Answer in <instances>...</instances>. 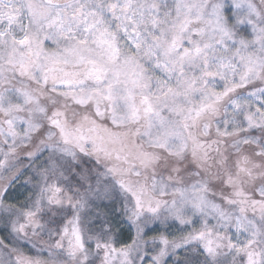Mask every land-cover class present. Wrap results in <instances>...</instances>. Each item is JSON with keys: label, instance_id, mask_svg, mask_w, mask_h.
Listing matches in <instances>:
<instances>
[{"label": "rangeland", "instance_id": "374dc122", "mask_svg": "<svg viewBox=\"0 0 264 264\" xmlns=\"http://www.w3.org/2000/svg\"><path fill=\"white\" fill-rule=\"evenodd\" d=\"M12 9L0 264H264V0H10L0 14ZM88 12L107 34L87 37ZM51 203L50 221L19 225Z\"/></svg>", "mask_w": 264, "mask_h": 264}, {"label": "trees", "instance_id": "16d2710c", "mask_svg": "<svg viewBox=\"0 0 264 264\" xmlns=\"http://www.w3.org/2000/svg\"><path fill=\"white\" fill-rule=\"evenodd\" d=\"M242 90H244V89H240V88H238V87H234L233 89H232V91L233 92H231V93H233L234 94V96L235 95H238V94H240V93H243V92H245V91H242ZM76 134L78 135V136H80L82 139H84V140H87L88 139V137H94L93 135L94 134H89V132H76ZM263 170V169H262ZM264 171V170H263ZM73 178V177H72ZM78 180V179H77ZM79 181V180H78ZM77 184H80V181H79V183L77 182ZM82 187H84V186H82V185H79L78 186V188L79 189H77V191H73V190H70L69 191V193H67L68 194V196L70 197V200H72V201H70V200H68L67 201V204L64 202L66 199H63L62 197L60 198V196L61 195H63V196H65V194H66V192L64 191L63 193H59V197H58V199H56V202L59 200L60 201V205H62V207H61V212H63V211H66L67 213H69L70 212V210H72V208H73V206H71L70 205V202H77V201H79L80 200V198H81V194H83L82 192V190L84 189V188H82ZM54 188H56V187H54ZM48 207L47 208H45V209H43V210H41V212H37V213H35L34 214V217L36 216V218H37V220L36 219H34V220H32V221H30V220H27L26 218H24L23 220H22V223H20L19 225H23V226H26L27 227V229L29 228V229H34L36 226V228H38L39 227V225H40V223H41V221L42 220H46L47 219V221H50L52 218H49V217H53V211H57V205H55V204H53V203H51V204H49V205H47ZM32 218V217H31ZM33 219V218H32ZM62 220V219H61ZM57 221H60V219H58ZM51 224V223H50ZM41 230V229H40ZM34 262V261H33ZM32 262V260L31 261H28V263H33ZM35 263V262H34ZM41 263V262H40ZM42 264V263H41Z\"/></svg>", "mask_w": 264, "mask_h": 264}, {"label": "bare ground", "instance_id": "6f19581e", "mask_svg": "<svg viewBox=\"0 0 264 264\" xmlns=\"http://www.w3.org/2000/svg\"><path fill=\"white\" fill-rule=\"evenodd\" d=\"M4 5H8L9 6L10 5V0H0V7H2ZM19 15H20L19 11H16L15 9H12L8 13L0 14V24H2L4 22H8L10 24V26H15L16 22H17V18H18ZM92 20L93 21H97V14L94 13V12H88V16L86 17V20H85V23H84V28H83L86 31L87 37H89L91 35L92 31H94V30L98 31V33H100L101 31H104L107 34V30L104 27V25H106L104 21H103L104 23L97 22L99 24L94 25L92 23ZM145 23H146V20L143 21V24H145ZM66 33H69V31L66 30V29L65 30H61L59 28V29L56 30V34H59V35H65ZM102 38L103 37L98 38V39H102ZM113 41L114 40L111 38V39L108 40V42H105L102 45L104 47H110L112 45ZM138 44H139L138 46H140V47H145V42L143 40H140L138 42ZM155 67L159 71L160 74H164L165 73L164 72L165 70H164V68H163V66L161 64H156ZM169 79H170V77L168 75H166V80H169Z\"/></svg>", "mask_w": 264, "mask_h": 264}]
</instances>
